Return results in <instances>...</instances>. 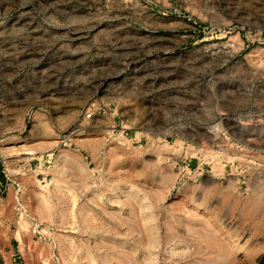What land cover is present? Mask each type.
I'll list each match as a JSON object with an SVG mask.
<instances>
[{"label":"rangeland","instance_id":"374dc122","mask_svg":"<svg viewBox=\"0 0 264 264\" xmlns=\"http://www.w3.org/2000/svg\"><path fill=\"white\" fill-rule=\"evenodd\" d=\"M0 264H264V0H0Z\"/></svg>","mask_w":264,"mask_h":264}]
</instances>
